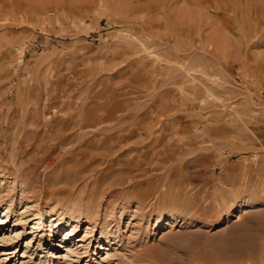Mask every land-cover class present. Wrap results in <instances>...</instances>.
I'll return each mask as SVG.
<instances>
[{"label": "rangeland", "instance_id": "374dc122", "mask_svg": "<svg viewBox=\"0 0 264 264\" xmlns=\"http://www.w3.org/2000/svg\"><path fill=\"white\" fill-rule=\"evenodd\" d=\"M0 264H264V0H0Z\"/></svg>", "mask_w": 264, "mask_h": 264}, {"label": "bare ground", "instance_id": "6f19581e", "mask_svg": "<svg viewBox=\"0 0 264 264\" xmlns=\"http://www.w3.org/2000/svg\"><path fill=\"white\" fill-rule=\"evenodd\" d=\"M86 211H88V210H86ZM73 212V211H72ZM78 212V211H77ZM75 213V212H74ZM82 213V212H81ZM83 214V213H82ZM75 215L77 216V217H79L80 218V216H82L81 214H79V213H75ZM97 216V215H96ZM95 216V213L93 212V211H90V212H86L85 213V215H84V217L86 218V220H87V222L89 223V224H95L96 223V221H97V217ZM75 218V217H74ZM58 220V222H56L55 224L57 225L58 223H59V221H61L60 219H57ZM40 223V222H39ZM53 225V224H52ZM51 225V226H52ZM104 225V224H103ZM107 225V224H106ZM39 227V226H38ZM58 227V226H57ZM68 235H72V234H74V230L72 229V228H67L66 229V231H65ZM106 234V233H105Z\"/></svg>", "mask_w": 264, "mask_h": 264}]
</instances>
